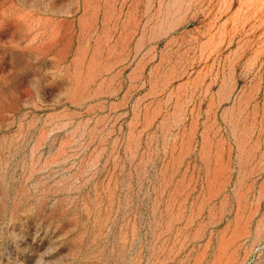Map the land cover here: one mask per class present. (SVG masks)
<instances>
[{
    "label": "rangeland",
    "instance_id": "1",
    "mask_svg": "<svg viewBox=\"0 0 264 264\" xmlns=\"http://www.w3.org/2000/svg\"><path fill=\"white\" fill-rule=\"evenodd\" d=\"M0 264H264V0H0Z\"/></svg>",
    "mask_w": 264,
    "mask_h": 264
}]
</instances>
